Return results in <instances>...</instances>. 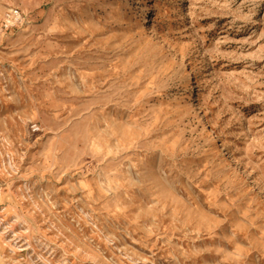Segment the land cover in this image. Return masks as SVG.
I'll use <instances>...</instances> for the list:
<instances>
[{
  "label": "rangeland",
  "instance_id": "rangeland-1",
  "mask_svg": "<svg viewBox=\"0 0 264 264\" xmlns=\"http://www.w3.org/2000/svg\"><path fill=\"white\" fill-rule=\"evenodd\" d=\"M0 264H264V0H0Z\"/></svg>",
  "mask_w": 264,
  "mask_h": 264
},
{
  "label": "built area",
  "instance_id": "built-area-1",
  "mask_svg": "<svg viewBox=\"0 0 264 264\" xmlns=\"http://www.w3.org/2000/svg\"><path fill=\"white\" fill-rule=\"evenodd\" d=\"M4 20L1 24V27L4 29L9 28L12 24L20 20V14L18 11L11 10L4 16Z\"/></svg>",
  "mask_w": 264,
  "mask_h": 264
},
{
  "label": "bare ground",
  "instance_id": "bare-ground-1",
  "mask_svg": "<svg viewBox=\"0 0 264 264\" xmlns=\"http://www.w3.org/2000/svg\"><path fill=\"white\" fill-rule=\"evenodd\" d=\"M149 1V0H148ZM152 9V3L151 2H149L148 3V11H150Z\"/></svg>",
  "mask_w": 264,
  "mask_h": 264
}]
</instances>
